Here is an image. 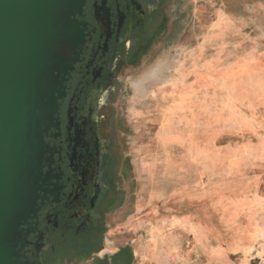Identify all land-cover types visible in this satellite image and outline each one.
Wrapping results in <instances>:
<instances>
[{"label":"rangeland","instance_id":"1","mask_svg":"<svg viewBox=\"0 0 264 264\" xmlns=\"http://www.w3.org/2000/svg\"><path fill=\"white\" fill-rule=\"evenodd\" d=\"M109 126L116 193L62 264H264V0H167Z\"/></svg>","mask_w":264,"mask_h":264},{"label":"flooded vegetation","instance_id":"2","mask_svg":"<svg viewBox=\"0 0 264 264\" xmlns=\"http://www.w3.org/2000/svg\"><path fill=\"white\" fill-rule=\"evenodd\" d=\"M166 3L87 0L82 19L86 42L65 83L59 130L46 139L54 148V194L40 204L38 219L29 225L22 260L62 264L64 258L69 261L72 245L95 248L91 241H72L101 226L117 190L109 112L118 75L137 61L155 35L165 19Z\"/></svg>","mask_w":264,"mask_h":264},{"label":"water","instance_id":"3","mask_svg":"<svg viewBox=\"0 0 264 264\" xmlns=\"http://www.w3.org/2000/svg\"><path fill=\"white\" fill-rule=\"evenodd\" d=\"M87 0H0V264L21 252L54 194V148L65 83L86 42ZM58 134H54L56 138Z\"/></svg>","mask_w":264,"mask_h":264},{"label":"trees","instance_id":"4","mask_svg":"<svg viewBox=\"0 0 264 264\" xmlns=\"http://www.w3.org/2000/svg\"><path fill=\"white\" fill-rule=\"evenodd\" d=\"M97 252V251H96ZM131 259V252L126 249V250H121L119 252V254H117L115 257H114V260H115V264L116 263H121V262H129ZM105 262L102 261L101 264H104Z\"/></svg>","mask_w":264,"mask_h":264}]
</instances>
